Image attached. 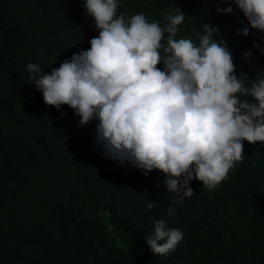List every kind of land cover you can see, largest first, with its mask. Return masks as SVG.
<instances>
[{"label":"trees","instance_id":"1","mask_svg":"<svg viewBox=\"0 0 264 264\" xmlns=\"http://www.w3.org/2000/svg\"><path fill=\"white\" fill-rule=\"evenodd\" d=\"M84 2L0 0V264H264V143L243 141V161L226 180L211 191L192 180L194 195L178 204L163 173L145 176L104 156L102 145L95 146L97 120L80 127L73 109L43 102L27 64L49 73L90 47L99 33ZM117 2V16L142 13L161 27L164 14L179 8L186 15L176 38L197 44L204 24L215 25L235 74L264 75V32L238 34L248 21L235 3L231 13L218 14L227 3ZM149 200L156 202L151 210ZM158 219L183 233L164 256L146 243Z\"/></svg>","mask_w":264,"mask_h":264},{"label":"clouds","instance_id":"2","mask_svg":"<svg viewBox=\"0 0 264 264\" xmlns=\"http://www.w3.org/2000/svg\"><path fill=\"white\" fill-rule=\"evenodd\" d=\"M220 2L228 7L217 8L218 14L231 13L235 3L248 21L238 34L264 32V0ZM83 6L99 33L90 47L49 73L33 63L27 71L46 105H67L80 127L98 121L95 146L102 145L104 156L122 167L128 162L145 176L163 173L164 187L180 204L194 195L190 181L211 191L226 180L243 161V141L264 143V75L249 80L235 74L227 44L214 38L215 25L204 24L197 44L176 38L186 15L179 8L164 14L167 24L161 27L142 13L117 16V0H85ZM155 206L151 200L146 205ZM174 212L168 206V216ZM182 239L180 229L158 219L146 243L154 255L164 256Z\"/></svg>","mask_w":264,"mask_h":264}]
</instances>
